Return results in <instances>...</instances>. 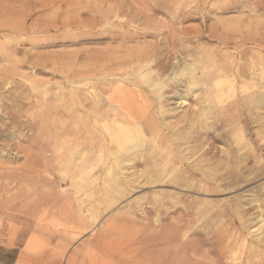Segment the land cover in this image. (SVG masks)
Wrapping results in <instances>:
<instances>
[{"label":"rangeland","instance_id":"374dc122","mask_svg":"<svg viewBox=\"0 0 264 264\" xmlns=\"http://www.w3.org/2000/svg\"><path fill=\"white\" fill-rule=\"evenodd\" d=\"M0 264H264V0H0Z\"/></svg>","mask_w":264,"mask_h":264},{"label":"bare ground","instance_id":"6f19581e","mask_svg":"<svg viewBox=\"0 0 264 264\" xmlns=\"http://www.w3.org/2000/svg\"><path fill=\"white\" fill-rule=\"evenodd\" d=\"M224 48V47H223ZM207 53V52H206ZM222 70V69H221ZM174 72H176L175 70H174ZM177 74H184V73H190L191 74V72H190V70H188V69H185V67H184V69L181 71V73H178V72H176ZM242 74H245V73H242ZM149 76V74H142L141 75V79L144 81V80H146V78ZM145 82V81H144ZM144 82H142V83H139V82H135V83H133V86L135 87V88H141V87H143V84H144ZM146 83V82H145ZM188 83V82H187ZM196 84H197V81H196V79H195V77H194V75L193 76H191V81H190V86H192V88H194V87H196ZM118 85V84H117ZM159 89L160 90H162V88L164 87L163 86V84H159ZM111 88H112V86H111ZM109 89V88H108ZM100 91V90H99ZM159 92V91H158ZM139 94H142V91H140V92H138ZM48 94V93H47ZM99 94H102V93H99ZM103 96V95H102ZM216 98H218V97H216ZM84 104V103H83ZM42 105V104H41ZM23 106V105H22ZM121 112V111H120ZM13 115V114H12ZM105 116V118H104V121L106 120V115H104ZM99 117V116H98ZM120 117H121V115H120ZM120 117H115V119H114V121L116 122V127H117V129H118V131L113 135V140L117 143V145H118V149L116 150V153L115 152H112V155L113 156H110L111 154H108V152H109V150L107 151V147L105 146V148L103 147V149H102V152L98 155V156H100L101 158H102V161H100L101 163H99V161H97V160H95V161H93V160H91V167H92V169H90L91 171L94 169V167H98L99 166V164L101 165V166H103V170H106V172H108V174L106 173V175H107V177H106V181H109V182H111V184H113L114 185V179H113V177L115 176V174L117 173V170L118 169H121V167L123 166L122 164H123V162H124V155L126 154V151H128V148H129V145L130 144H138L140 141H142L143 140V133H145V132H143V128H142V126L140 125L142 122H141V120H138V119H135V121H134V126H135V128L132 130V129H130L129 127H127V124H125V123H123V121H121V119H120ZM195 117V116H194ZM127 118V117H126ZM15 119H16V117H15ZM125 119V118H124ZM123 119V120H124ZM144 119H147V118H144ZM206 119V118H205ZM148 120L150 121V119L148 118ZM147 120V121H148ZM7 121V120H6ZM11 123H9V126H15L16 125V121L12 118L11 120ZM144 121V120H143ZM147 121H146V123H147ZM151 121H152V119H151ZM151 121H150V124H148V125H150L151 127H152V124H151ZM8 122V121H7ZM145 122V121H144ZM19 123H21V122H19ZM145 124V123H144ZM171 124V123H170ZM19 125V124H18ZM108 125V124H107ZM149 126V127H150ZM158 126V125H157ZM156 126V127H157ZM137 127V128H136ZM150 127V128H151ZM86 128V127H85ZM104 128L105 129H107L108 130V128H106V125H104ZM153 128V127H152ZM201 128V127H200ZM75 129V128H74ZM105 129H103V131L105 130ZM158 129H160V128H158ZM76 130V129H75ZM83 130H84V128H83ZM157 131V130H156ZM14 133V132H13ZM107 133H108V131H107ZM8 134V133H7ZM155 134H157L156 132H155ZM159 134V133H158ZM89 135V134H88ZM78 136V135H77ZM79 137V136H78ZM154 137V136H153ZM158 137V136H157ZM146 139H147V137H146ZM158 139V138H157ZM102 140L104 141L105 140V138L103 137L102 138ZM148 141H149V137H148V139H147ZM152 140V139H151ZM150 142V141H149ZM98 144V143H97ZM103 144V143H102ZM19 146V145H18ZM101 145H99V147H100ZM98 147V148H99ZM22 149V148H21ZM100 150V149H99ZM115 151V150H114ZM83 154H84V152H83ZM86 154V153H85ZM83 155V159L85 158V156L86 155ZM119 154V155H118ZM133 156V155H132ZM112 158V161H110V159ZM128 160V159H127ZM66 163V162H65ZM76 163V162H75ZM89 163V162H88ZM111 163L113 164L112 165V167L110 166L111 165ZM126 163V162H125ZM63 164V163H62ZM88 168H90V165H89V167ZM76 177H77V179L79 180V182H77V190H82V188H85L88 184H89V181H90V179L92 178V177H90L89 176V172L88 173H86V169H85V165L84 166H82V165H78L77 167H76ZM89 171V170H88ZM94 171V170H93ZM63 173H65V172H63ZM74 174V173H73ZM74 176V177H75ZM111 176H112V178H111ZM101 177V176H100ZM109 177V179H107ZM99 180V179H98ZM97 181V180H96ZM100 181V180H99ZM71 182H72V180H71ZM104 183V182H103ZM85 185V186H84ZM94 185V184H93ZM112 185V186H113ZM117 186V185H116ZM101 187H103V186H101ZM95 188V187H94ZM104 188V187H103ZM108 189V188H107ZM115 189V188H114ZM119 189V188H118ZM118 189H117V191H118ZM104 190V189H103ZM83 191H84V189H83ZM120 191V190H119ZM107 192H109V191H107ZM116 192V191H115ZM87 195V194H86ZM94 219V218H93ZM42 240V239H41ZM65 254V253H64Z\"/></svg>","mask_w":264,"mask_h":264}]
</instances>
